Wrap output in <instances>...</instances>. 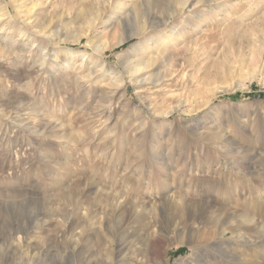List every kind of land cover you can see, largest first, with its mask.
Instances as JSON below:
<instances>
[{
  "label": "rangeland",
  "instance_id": "rangeland-1",
  "mask_svg": "<svg viewBox=\"0 0 264 264\" xmlns=\"http://www.w3.org/2000/svg\"><path fill=\"white\" fill-rule=\"evenodd\" d=\"M184 1L0 0V264H264V0Z\"/></svg>",
  "mask_w": 264,
  "mask_h": 264
},
{
  "label": "bare ground",
  "instance_id": "bare-ground-1",
  "mask_svg": "<svg viewBox=\"0 0 264 264\" xmlns=\"http://www.w3.org/2000/svg\"><path fill=\"white\" fill-rule=\"evenodd\" d=\"M187 1L188 0H186V1H184V2H182L181 3V7L180 8H178L177 10H175V13H174V16H176V17H178L179 15H181V13H183L182 11H183V9H184V7L186 6V3H187ZM155 18H159L160 20H161V22L162 23H165L164 22V19L163 18H160V15H156V17ZM163 19V20H162ZM119 22H120V24L121 25H123V23H124V19L123 18H121V19H119ZM118 27V26H117ZM116 27V28H117ZM114 28V27H113ZM114 30H116V29H114ZM35 33V32H34ZM171 39H174V37H171ZM261 43H262V46L260 45V47L261 48H259L258 49V54H257V61H259L260 59H262V55H263V52H264V40H262L261 41ZM166 44L167 43H163V45L162 46H166ZM13 45V44H12ZM12 45H11V47H12ZM103 47H105V46H103ZM95 50H96V52L101 56V53H102V49H100V48H94ZM101 52V53H100ZM126 66V68H128V69H131L133 66H132V62L131 61H129V62H127V64L125 65ZM101 67H103V65H101ZM114 74H117V72L116 73H114ZM85 76V75H84ZM117 78V77H116ZM120 78V75H119V77H118V79H115V81L116 82H118V81H122L121 79H119ZM172 198V197H171ZM170 200H175V199H170ZM172 205H174V208L175 209H185V207L182 205V204H179V203H172ZM171 205V206H172ZM201 210V209H200ZM186 215H188V217H187V219L188 220H191V222L194 220V221H197V218L199 217V215L197 216V210L193 213V214H191V213H187ZM185 215V216H186ZM240 215V218H242V220L240 219V220H238L237 222H236V228L235 229H233V231H235L237 228H242V227H244V225H250L251 223H253V221L251 220V219H249L244 213H240L239 214ZM201 216V215H200ZM229 217H231V218H233L234 216L233 215H228V217L227 218H229ZM229 224V223H228ZM167 226L166 227H163L160 231H161V233H159V236H164V235H166V234H168V232H169V228H170V226H171V224L169 225V224H166ZM226 228V227H225ZM224 228L223 229H221V231H220V233L221 234H224ZM232 231V232H233ZM236 232V231H235ZM234 233V232H233ZM235 234V233H234ZM217 236H219V235H217ZM235 238H238V240L240 239V240H243L244 239V235L242 234V233H240V232H238V233H236L235 235ZM165 238V237H164ZM213 240V239H212ZM150 242H151V240H148L146 243H145V246H146V249L148 248V246H150ZM201 244V243H200ZM202 244H203V246L205 245L206 247H208V248H211V249H214V251H216L217 252V248L215 247V242L213 243V242H209V240H205L204 242H202ZM190 247H191V249H192V253H194V251H195V249H197V242L196 243H194V242H190V245H189ZM146 254H147V251H146ZM148 255V254H147ZM207 257V256H206ZM211 257H214V255H212ZM200 259V258H199ZM203 261V260H202ZM205 261V260H204ZM199 262V261H198ZM200 264V263H199Z\"/></svg>",
  "mask_w": 264,
  "mask_h": 264
}]
</instances>
